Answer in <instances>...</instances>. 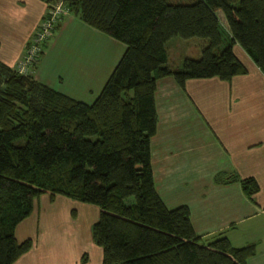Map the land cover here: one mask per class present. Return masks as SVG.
I'll use <instances>...</instances> for the list:
<instances>
[{
  "label": "trees",
  "instance_id": "16d2710c",
  "mask_svg": "<svg viewBox=\"0 0 264 264\" xmlns=\"http://www.w3.org/2000/svg\"><path fill=\"white\" fill-rule=\"evenodd\" d=\"M64 4L67 13L126 48L91 104L0 61V264H12L31 247L32 240L18 242L14 230L42 194L99 207L91 235L102 248V264H247L256 242L235 247L221 234L204 241L192 228L187 206L164 205L153 179L150 139L157 123L158 78L171 75L183 85L187 78L245 73L233 43L264 72V0ZM218 10L229 33L219 23ZM173 37L206 42L198 58H186L173 69L166 45ZM222 177L218 173L213 181H238L248 197L258 190L253 178Z\"/></svg>",
  "mask_w": 264,
  "mask_h": 264
},
{
  "label": "crops",
  "instance_id": "0c3cea01",
  "mask_svg": "<svg viewBox=\"0 0 264 264\" xmlns=\"http://www.w3.org/2000/svg\"><path fill=\"white\" fill-rule=\"evenodd\" d=\"M57 0H0V61L12 69L22 59L48 3ZM221 27L229 33L221 10ZM166 43L167 65L170 47ZM226 44L223 41L222 46ZM125 44L66 13L28 68L34 79L73 99L91 104L113 71ZM246 72L229 79L173 76L155 83L156 130L150 139L156 191L168 209L185 205L194 232L204 241L221 234L235 247L256 242L247 264H264V72L233 43ZM231 174L253 178L258 190L248 197L238 181L214 182ZM99 207L57 194H42L15 227L18 242L31 247L12 264H102V248L91 235Z\"/></svg>",
  "mask_w": 264,
  "mask_h": 264
},
{
  "label": "built area",
  "instance_id": "2783aa9c",
  "mask_svg": "<svg viewBox=\"0 0 264 264\" xmlns=\"http://www.w3.org/2000/svg\"><path fill=\"white\" fill-rule=\"evenodd\" d=\"M67 13L64 0L52 2L47 6V10L31 38L27 43L25 53L17 64V71L27 72L39 57L42 43L50 36L54 26L58 23L61 16Z\"/></svg>",
  "mask_w": 264,
  "mask_h": 264
},
{
  "label": "rangeland",
  "instance_id": "374dc122",
  "mask_svg": "<svg viewBox=\"0 0 264 264\" xmlns=\"http://www.w3.org/2000/svg\"><path fill=\"white\" fill-rule=\"evenodd\" d=\"M173 1H182V0H173ZM177 40L178 42L170 47L169 64H171L172 66H178L181 64L182 59L185 56L198 57V55L200 54V47L203 43V39L193 37L188 39L177 38ZM132 200H133L132 197L128 198V201H132Z\"/></svg>",
  "mask_w": 264,
  "mask_h": 264
}]
</instances>
